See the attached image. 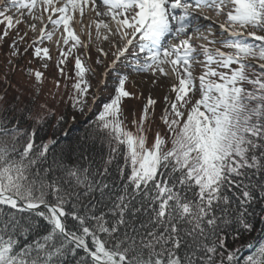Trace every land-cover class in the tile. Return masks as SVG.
Returning a JSON list of instances; mask_svg holds the SVG:
<instances>
[{
  "label": "snow or ice",
  "instance_id": "obj_1",
  "mask_svg": "<svg viewBox=\"0 0 264 264\" xmlns=\"http://www.w3.org/2000/svg\"><path fill=\"white\" fill-rule=\"evenodd\" d=\"M13 10L24 17L15 24L31 18L30 46L44 68L43 45L57 37L74 110L84 112L89 94L99 98L81 49L95 45L103 57L100 44L115 49L103 75L115 74L116 87L76 163L50 154L55 140L36 145L26 122L39 125L43 114L0 108V264H264V0H0V39ZM10 47L12 56L28 52ZM132 73L170 82L163 134L151 142L155 99L131 122L135 131L123 118ZM34 79L39 87L43 73Z\"/></svg>",
  "mask_w": 264,
  "mask_h": 264
},
{
  "label": "rangeland",
  "instance_id": "obj_2",
  "mask_svg": "<svg viewBox=\"0 0 264 264\" xmlns=\"http://www.w3.org/2000/svg\"><path fill=\"white\" fill-rule=\"evenodd\" d=\"M87 15L88 13L84 18V24L87 23ZM213 19H215V17ZM4 30L5 25L0 24V36H2ZM25 33H27L26 36ZM77 34L80 35V38L84 43L88 42V31L84 29V31L81 32L80 30ZM92 34L94 37V29ZM36 35L37 34L33 33L26 25L15 24L14 20V26L12 29H9V35L0 39V96H3L7 102L8 100L16 99L17 97H19L20 102L27 100L28 98L33 99L34 101L36 99L43 101L47 99L51 107L58 105L57 107H62L64 110V128H69L71 125L78 124L94 110L98 112L100 102H107L109 98L114 95V88L116 87L115 74L109 72V75L105 80L103 72L105 65L111 63V60L113 59L112 52L115 49L110 48L107 42L100 44V47L108 52L107 57L101 56L100 53L97 52L95 45H89L88 49H81V51L87 53L86 57H82V59H86V67H91L96 70L95 76L90 73L86 74V78L92 86L90 93L96 91L99 97L96 103L93 104L92 96L89 94L87 96L88 104L85 107L84 112L81 113L72 108L73 101L69 99V96L73 94L71 85L74 80L63 79L57 68V63L60 59L59 52L57 49H53V41L56 37H53V41H45L43 45V47H48L50 49L51 55V60L47 61L48 67L44 68L43 64L45 61L39 58H34V49L30 46L31 42L36 38ZM20 36H24V40L21 41ZM13 41L17 42V46L21 53H23L25 47H28V52L19 56H12L10 45H12ZM173 43H175V41H173ZM218 46L219 45H217V47ZM98 57L104 61L103 64L96 63ZM67 66L68 68L74 66V60L72 57L68 58ZM36 71L42 72L44 77L43 83L39 85V87H36L34 79V73ZM29 72L32 73L31 76L29 75ZM198 74L199 72H197V75ZM68 75L73 76L74 73L69 72ZM56 81H59V89L56 88ZM152 81L153 77H151L150 74L132 73L129 80L126 82L125 89L131 95L123 100L122 108L123 118H125V123L128 126L133 127L131 123L133 119L139 120L149 96L155 99L157 104L154 108V115L150 117L148 125L153 126L154 124L156 127H159V124H161L159 115L161 116L164 107L163 98L168 92V88L165 87V85L170 84V82L165 77H161L156 83H153ZM66 83L68 85L67 88H65ZM37 91L39 92V95H35ZM13 96L16 98H13ZM72 116L75 117V120L71 119Z\"/></svg>",
  "mask_w": 264,
  "mask_h": 264
},
{
  "label": "trees",
  "instance_id": "obj_3",
  "mask_svg": "<svg viewBox=\"0 0 264 264\" xmlns=\"http://www.w3.org/2000/svg\"><path fill=\"white\" fill-rule=\"evenodd\" d=\"M13 98L16 97L13 96ZM18 101L19 99L8 100L7 105H4L3 102H0V108H3L5 106L23 108L27 106L33 110L34 115L43 114L45 118L43 122L39 125L34 124L32 121L26 122V125L32 124L36 130V136H35L36 145L39 146L41 143L47 142L49 140H55V143L49 146L50 154L56 155L57 157H62L71 163H76L79 156V152H78L79 145L83 142V138L86 135L87 136L92 135V130L94 126L92 125L91 122L95 118V114L97 112L94 110L90 115H88L84 120L80 121L78 124L71 125L69 128H64L63 121L65 119L63 121H59V117L65 116L62 107L59 108L57 107L58 105L51 107L47 99H45L46 102L37 99L34 101L33 99L30 98L22 102L20 101L18 102ZM42 104H46V105L48 104L47 109L40 108V105ZM48 110H50V112ZM58 122H59V126H57ZM149 127H151V131L147 133L149 136V142H151V139L152 137H154L157 130H160L163 134L164 126L162 124H159V127H156L154 124L153 126H150L148 125V123H146L145 129L148 130ZM128 128L132 131H135L134 126L133 127L128 126ZM28 130L31 131L32 129L29 128ZM99 152L100 149L99 147H97L96 152L92 154L95 155L98 159ZM251 235L255 236L256 234L252 233ZM250 238L251 237L249 236H244L242 237L241 241L237 243H243L249 240ZM235 246L236 245L234 244L233 247ZM241 255H243V253H241Z\"/></svg>",
  "mask_w": 264,
  "mask_h": 264
},
{
  "label": "bare ground",
  "instance_id": "obj_4",
  "mask_svg": "<svg viewBox=\"0 0 264 264\" xmlns=\"http://www.w3.org/2000/svg\"><path fill=\"white\" fill-rule=\"evenodd\" d=\"M25 13H26V10H25ZM207 14H208V15H212V16H214L212 13H207ZM8 15H13L14 20H15V19H18V18H19V19H24V17H19L18 14H16L15 10L9 12ZM92 18H93V17H92V14H91V13H88V15H87V19H86V20H87V23H86L85 25H87V24H88V21H90V19H92ZM213 18H214V17H213ZM31 23H32L31 18L28 17V18L26 19V22H22V23H20V25H26V26L30 29L29 25H30ZM74 27H75L76 32H80L81 27H80V24H79V23L75 24ZM85 30L88 31L87 27H85ZM56 38H57V37H56ZM55 40H56V39H55ZM55 40L53 41V49H57L56 44H55ZM197 43H199V41H197Z\"/></svg>",
  "mask_w": 264,
  "mask_h": 264
}]
</instances>
